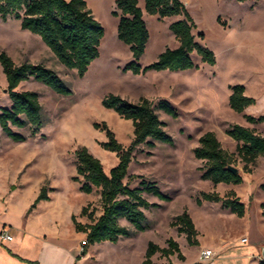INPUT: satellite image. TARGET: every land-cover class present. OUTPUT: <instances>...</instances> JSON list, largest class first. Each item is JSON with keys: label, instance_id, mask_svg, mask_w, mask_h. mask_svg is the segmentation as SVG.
Listing matches in <instances>:
<instances>
[{"label": "rangeland", "instance_id": "rangeland-1", "mask_svg": "<svg viewBox=\"0 0 264 264\" xmlns=\"http://www.w3.org/2000/svg\"><path fill=\"white\" fill-rule=\"evenodd\" d=\"M86 1L105 28V35L100 56L84 76L61 63L40 35L22 28L20 19L14 16L4 19L0 15V52H7L18 65L27 59L34 64H45L71 88V92L62 94L33 77L23 81L18 90L39 93L44 125L35 134L30 126H12L14 132L24 136L22 141L14 140L0 125V235L7 229L15 238L2 245L0 241L3 247L0 264H27L20 257L68 263L76 248L83 256L87 233L76 229L72 216L79 222L90 223L81 214L82 208L90 205L99 216L102 204L99 190L87 193L81 189L83 177L77 173L76 150L86 146L109 174L120 158L117 152L103 146L108 136L96 123L106 122L125 147L134 138L132 120L122 118L104 105V98L111 93L132 102H138L141 97L154 102L166 99L178 116L157 111L173 142L155 141L154 147L141 144L134 151L128 169V175H142L155 181L164 195L144 193L150 202L158 203L145 210L150 227L138 230L122 219L121 224L132 231L131 236H124L119 242L90 244V255L84 264H140L150 241L167 246L170 237L180 243L189 262L197 258L202 248H214L217 244L219 248L224 240L232 248L223 255L243 254L253 246L263 260L264 156L258 158L251 173L244 172L243 163L237 162L242 183L216 185L201 178L205 161L196 158L193 150L201 135L212 130L226 150L236 152L237 142L226 132L231 124L255 127L264 135V122L251 124L244 116L264 115V0H183L197 25L196 40L214 51L216 64L202 61L194 51V68L149 70L140 74L124 70L133 56L129 45L117 34L119 18L113 14L115 0ZM139 6L150 31L146 51L139 60L146 66L156 61L166 48L178 47L169 25L182 17L159 19L146 11L145 0H139ZM235 84L244 85L246 94L255 98V103L243 113L229 105L231 86ZM6 88L7 79L0 62V112L12 105ZM128 180L131 187L140 186L141 177L128 176L125 181ZM43 186L47 187L49 199L30 209ZM214 191L224 197L235 191L245 204V215L239 216L220 202H197L203 192ZM185 210L198 229V244H189L185 234L172 225L175 217ZM244 237L248 241L241 242ZM165 258L160 252L153 256L157 264H168ZM179 259L174 254L176 264H182ZM245 261L241 258L236 264ZM255 262L259 264L258 259ZM219 264L235 263L224 262L220 257Z\"/></svg>", "mask_w": 264, "mask_h": 264}, {"label": "trees", "instance_id": "trees-1", "mask_svg": "<svg viewBox=\"0 0 264 264\" xmlns=\"http://www.w3.org/2000/svg\"><path fill=\"white\" fill-rule=\"evenodd\" d=\"M244 1V0H239ZM116 8L113 14L119 18L117 34L119 39L129 45L133 60L124 66V70H131L135 74L146 73L149 70H188L196 66L192 53L196 51L202 61L216 64L217 59L213 50L196 40L194 30L196 22L183 0H145V9L155 14L159 19L181 16L182 18L170 23L169 28L177 38V48H166L158 59L149 65L139 63L146 51L150 39V31L144 19L139 0H115ZM0 15L7 19L14 16L20 19L23 29L40 35L47 46L65 66L76 69L80 76H84L91 63L100 56V45L105 35V28L96 19L86 0H0ZM202 36V34H201ZM0 62L7 79L6 91L12 105L0 112L2 130L16 141L24 140V136L14 132L12 126H30L32 132L37 133L44 125L43 106L39 93L32 90H18V86L25 80L35 78L58 93L71 92L70 86L53 69L43 63L34 64L28 59L17 64L5 51L0 52ZM104 105L115 111L122 118L132 120L134 138L130 145L125 147L116 137L115 132L106 122L96 123V126L105 130L108 140L103 146L119 155V163L106 173L102 161L94 156L86 146L76 150L77 173L83 177L81 189L92 193L95 189L100 192L102 213L97 216L96 209L90 205L82 208L81 214L86 215L91 222L82 223L72 218L76 229L87 233L82 253H87L88 246L97 242H118L124 236H131L132 231L121 224L122 219L128 220L136 229L146 230L150 223L146 218L145 210L158 203L150 202L144 193L164 196L155 181H149L142 175H128L134 151L141 144L155 146V141L172 143L173 137L164 129L165 123L159 117L158 110L177 117L175 107L166 99L158 102L147 97H141L138 102H132L116 94H109L103 100ZM255 103V98L246 94L242 84L231 86L229 96L230 107L239 113ZM251 124L264 122V115L254 116L244 114ZM227 134L237 142L236 152L226 150L215 131L208 130L199 138V144L194 148L196 158L204 160L201 167V178L210 180L214 184L243 182L240 172H233L230 165L236 166L238 161L243 163V171L251 173L259 157L264 156V135L255 127L241 124H231ZM237 167V166H236ZM141 177L140 186L131 187L127 177ZM78 179V177H75ZM264 189V184L262 185ZM47 187L43 186L32 203L34 208L41 200H48ZM203 200L220 202L239 216L245 215V204L239 200L235 191L227 196L219 192H203L197 198L201 204ZM264 216V202L261 204ZM179 233L185 234L189 244H198V229L187 210L177 215L172 222ZM167 246H161L150 241L145 258L141 264H157L153 256L160 252L168 258L177 254L185 259L180 243L173 237L167 241ZM10 252L15 256L11 250ZM81 256L78 255L77 259ZM27 264H40L37 260L20 257ZM264 264V260L260 261Z\"/></svg>", "mask_w": 264, "mask_h": 264}, {"label": "crops", "instance_id": "crops-1", "mask_svg": "<svg viewBox=\"0 0 264 264\" xmlns=\"http://www.w3.org/2000/svg\"><path fill=\"white\" fill-rule=\"evenodd\" d=\"M19 86H18V88H19ZM14 239L15 238H13V240ZM242 239H241V242H245ZM0 241H1V245H2V243H6L9 240H3V239L0 238ZM246 241H248V240H246ZM1 245H0V250L3 248ZM6 246H8V245H6ZM206 248L213 249L216 252V256L213 259H210V260H213L211 262V264H219L220 263V257L224 258V262L227 261V260H230V262H234L235 264L238 263V261L241 258L246 260L245 264H256V262H255L256 259L259 260V264H260V261H261L260 254L259 253L257 254L255 252V248L253 246H249L248 250H245V252L243 254H236V253L232 252V253H230L228 255H223L222 254V253H224V252H226V251H228V250H230L232 248V244L230 242L226 241V240L222 241V244H221V246L219 248H218V244H217L214 248L212 246H206V247L202 248L201 251L203 249H206ZM10 250L13 252L12 248H10ZM201 251H200V253H201ZM72 253H74V254H72L70 256V262H68V263H62L59 260H52L50 262H47V261H44V260H37V261H39L40 264H84V262L86 261V258L90 255L89 251L87 250V253H84V252L82 253L81 252L83 254V256L80 259H77V256L80 254L79 251H78V248H76V252H72ZM145 254H146V252H145ZM183 254L185 255V259H179V260L182 261V264H199V262L202 261V260H200V254L197 256V258L195 260H193L191 262L188 261L187 255L185 253H183ZM144 258H145V255H144L143 259L141 260L140 264L142 263ZM165 259H166V261H168L167 258H165ZM170 260H171L172 264H176L175 261H174V255L170 256ZM20 261H22V260H20ZM206 261H208V260H206ZM22 262H24V261H22Z\"/></svg>", "mask_w": 264, "mask_h": 264}, {"label": "built area", "instance_id": "built-area-1", "mask_svg": "<svg viewBox=\"0 0 264 264\" xmlns=\"http://www.w3.org/2000/svg\"><path fill=\"white\" fill-rule=\"evenodd\" d=\"M0 236H1V239H3V240H13V238H14V236L7 229H4L1 232ZM242 240L246 241L247 238L244 237ZM84 242L85 241H83V244H84ZM215 256H216V252L213 249L206 248V249H203L201 251L200 260H202V261L210 260V259H213Z\"/></svg>", "mask_w": 264, "mask_h": 264}, {"label": "water", "instance_id": "water-1", "mask_svg": "<svg viewBox=\"0 0 264 264\" xmlns=\"http://www.w3.org/2000/svg\"><path fill=\"white\" fill-rule=\"evenodd\" d=\"M229 169L232 170L233 172H238L239 171V168L234 166V165H230ZM261 252H262V257H263V260H264V246L261 248Z\"/></svg>", "mask_w": 264, "mask_h": 264}]
</instances>
